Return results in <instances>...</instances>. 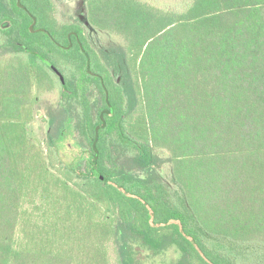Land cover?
<instances>
[{
    "label": "trees",
    "instance_id": "trees-1",
    "mask_svg": "<svg viewBox=\"0 0 264 264\" xmlns=\"http://www.w3.org/2000/svg\"><path fill=\"white\" fill-rule=\"evenodd\" d=\"M174 4L0 0V264H264V0Z\"/></svg>",
    "mask_w": 264,
    "mask_h": 264
},
{
    "label": "rangeland",
    "instance_id": "rangeland-1",
    "mask_svg": "<svg viewBox=\"0 0 264 264\" xmlns=\"http://www.w3.org/2000/svg\"><path fill=\"white\" fill-rule=\"evenodd\" d=\"M174 2L176 6H179L181 0H170ZM55 5V18L61 20V15L70 16L73 18L83 17L85 13L84 0H54ZM56 90H50L41 94L39 99L41 100L38 105V111L34 120L27 126L29 136L35 140L38 144L43 146L45 135L49 130V116L47 109L49 104L56 101ZM80 148L77 145L75 132L73 130L72 122L67 123L62 138L58 142V156L64 164L76 162L78 160ZM59 167L56 166V170ZM169 255H176L174 251L167 253Z\"/></svg>",
    "mask_w": 264,
    "mask_h": 264
},
{
    "label": "water",
    "instance_id": "water-1",
    "mask_svg": "<svg viewBox=\"0 0 264 264\" xmlns=\"http://www.w3.org/2000/svg\"><path fill=\"white\" fill-rule=\"evenodd\" d=\"M62 79V78H61Z\"/></svg>",
    "mask_w": 264,
    "mask_h": 264
}]
</instances>
